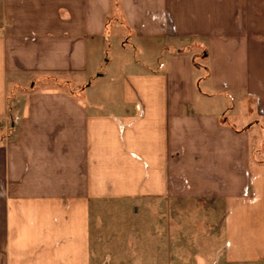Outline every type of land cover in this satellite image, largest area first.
<instances>
[{
    "label": "crops",
    "instance_id": "1",
    "mask_svg": "<svg viewBox=\"0 0 264 264\" xmlns=\"http://www.w3.org/2000/svg\"><path fill=\"white\" fill-rule=\"evenodd\" d=\"M114 39L154 65L65 89ZM0 264H264V0H2Z\"/></svg>",
    "mask_w": 264,
    "mask_h": 264
},
{
    "label": "rangeland",
    "instance_id": "2",
    "mask_svg": "<svg viewBox=\"0 0 264 264\" xmlns=\"http://www.w3.org/2000/svg\"><path fill=\"white\" fill-rule=\"evenodd\" d=\"M1 2L2 0H0ZM109 21V29L111 32H116L120 36L129 32L126 29L125 19L121 12L113 17L111 16ZM132 43L131 45L126 41L124 43L126 47H124L123 42L116 39L107 43L105 42L104 44L101 43V46H98L99 43L92 42L89 51L91 69L86 74V80L80 79L72 83L71 86H68V84L59 82L58 79L60 78L57 76L55 78L54 76H50L43 79V82H39L38 85L39 87H43L64 84L65 89H71L73 91L77 89V86H86L85 90L88 96L91 95L98 99L115 102L121 98L122 81L125 74L140 71L145 68V65L153 66V62H155L157 56L155 50H151V53L144 52V50L141 51L138 47L135 48L134 44L136 42L133 41ZM85 82L87 83L86 85ZM235 104V109L232 114H236L235 117L238 120L235 123L240 125V121L242 123L241 119H243L242 113L246 112V108L238 105L237 102ZM229 106L230 104H228ZM106 107L108 109L112 108L111 105Z\"/></svg>",
    "mask_w": 264,
    "mask_h": 264
}]
</instances>
